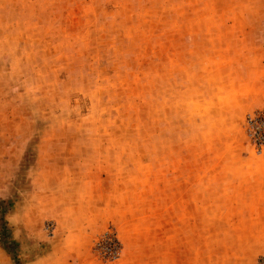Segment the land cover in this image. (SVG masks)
<instances>
[{
  "label": "rangeland",
  "instance_id": "1",
  "mask_svg": "<svg viewBox=\"0 0 264 264\" xmlns=\"http://www.w3.org/2000/svg\"><path fill=\"white\" fill-rule=\"evenodd\" d=\"M261 111L264 0H0V264H264Z\"/></svg>",
  "mask_w": 264,
  "mask_h": 264
},
{
  "label": "crops",
  "instance_id": "2",
  "mask_svg": "<svg viewBox=\"0 0 264 264\" xmlns=\"http://www.w3.org/2000/svg\"><path fill=\"white\" fill-rule=\"evenodd\" d=\"M249 172V181H239L241 193L238 199L252 203L248 213L241 216L264 219V154L252 164ZM239 191V192H240ZM264 235V227L260 231Z\"/></svg>",
  "mask_w": 264,
  "mask_h": 264
},
{
  "label": "built area",
  "instance_id": "3",
  "mask_svg": "<svg viewBox=\"0 0 264 264\" xmlns=\"http://www.w3.org/2000/svg\"><path fill=\"white\" fill-rule=\"evenodd\" d=\"M246 127L255 148L258 151L264 149V111L249 116ZM96 251L102 259L113 261L119 256V243L113 234H107L102 241L97 243Z\"/></svg>",
  "mask_w": 264,
  "mask_h": 264
}]
</instances>
